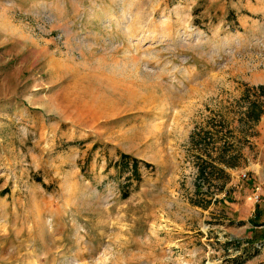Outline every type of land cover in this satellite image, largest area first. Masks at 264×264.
I'll return each mask as SVG.
<instances>
[{"label":"rangeland","instance_id":"obj_1","mask_svg":"<svg viewBox=\"0 0 264 264\" xmlns=\"http://www.w3.org/2000/svg\"><path fill=\"white\" fill-rule=\"evenodd\" d=\"M260 84L264 0H0V264L253 251ZM253 252L244 264H264V241Z\"/></svg>","mask_w":264,"mask_h":264},{"label":"trees","instance_id":"obj_2","mask_svg":"<svg viewBox=\"0 0 264 264\" xmlns=\"http://www.w3.org/2000/svg\"><path fill=\"white\" fill-rule=\"evenodd\" d=\"M258 87L260 88V90H262L264 88V85L260 84V85H258ZM260 111H262L261 106L257 102H255L254 100L250 101L249 109L247 111V113L250 116V118L256 120L259 117V115H260ZM201 141H204V138H201L200 141L198 140L197 143L200 144ZM120 157H121V159H120L121 166L127 167L128 164H129L130 165V169H131L132 172H135V173L138 172V170H137L138 169V162H139L138 158L130 157L129 154H127L125 152H122L120 154ZM128 157L131 158L130 163H128V159H127ZM220 159L223 160L227 164L234 165L233 164L234 162L231 161V160L225 159L223 154H220ZM145 164L149 165L148 162H145ZM210 167L214 168V166L211 163L207 162L206 160L203 161L202 163H200L199 175L200 176H204V175H206L207 171H210L212 173L213 169H210V170L207 169V168H210ZM197 191H199V190L197 189ZM127 194H128V190L123 188L122 191H121V195L122 196H126ZM195 201L197 203H200V204L203 203V202H199V200H195ZM206 203L207 202H205L204 204H206ZM260 242H256L254 245L251 244L252 248H254V250H258V247H259L258 244H260ZM248 249H249V247L248 248L247 247H243L241 249L240 253H238V254H236V255H234V256L229 258L228 263H230V264H244L245 260L250 256V253H252L254 251L253 250L251 252H248Z\"/></svg>","mask_w":264,"mask_h":264},{"label":"built area","instance_id":"obj_3","mask_svg":"<svg viewBox=\"0 0 264 264\" xmlns=\"http://www.w3.org/2000/svg\"><path fill=\"white\" fill-rule=\"evenodd\" d=\"M244 175H245V173H243V176H244ZM263 241H264V240H262V241H261L262 243L260 242V244H263ZM258 245H259V244H258Z\"/></svg>","mask_w":264,"mask_h":264},{"label":"crops","instance_id":"obj_4","mask_svg":"<svg viewBox=\"0 0 264 264\" xmlns=\"http://www.w3.org/2000/svg\"><path fill=\"white\" fill-rule=\"evenodd\" d=\"M235 180V179H234Z\"/></svg>","mask_w":264,"mask_h":264}]
</instances>
